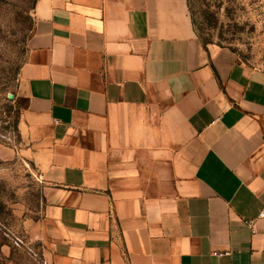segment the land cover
I'll list each match as a JSON object with an SVG mask.
<instances>
[{"label": "crops", "instance_id": "crops-1", "mask_svg": "<svg viewBox=\"0 0 264 264\" xmlns=\"http://www.w3.org/2000/svg\"><path fill=\"white\" fill-rule=\"evenodd\" d=\"M33 11L13 93L20 151L43 187L25 255L264 264V70L204 46L187 0ZM0 250V264H18Z\"/></svg>", "mask_w": 264, "mask_h": 264}, {"label": "rangeland", "instance_id": "rangeland-1", "mask_svg": "<svg viewBox=\"0 0 264 264\" xmlns=\"http://www.w3.org/2000/svg\"><path fill=\"white\" fill-rule=\"evenodd\" d=\"M189 1L201 42L228 48L240 64L264 70V0ZM35 3L0 0V247L12 249L18 264H40L23 249L27 248V225L40 215L43 187L21 154L19 109L8 98L14 93L33 34Z\"/></svg>", "mask_w": 264, "mask_h": 264}, {"label": "trees", "instance_id": "trees-1", "mask_svg": "<svg viewBox=\"0 0 264 264\" xmlns=\"http://www.w3.org/2000/svg\"><path fill=\"white\" fill-rule=\"evenodd\" d=\"M187 1H188V7H189L190 14H191L192 22H193V25H194V29H195V31H196V34H197L198 38L200 39V36H199L198 30H197L196 25H195V22H194L193 15H192V13H191L190 1H189V0H187ZM202 43H203V42H202ZM203 44H204V46H206L205 43H203Z\"/></svg>", "mask_w": 264, "mask_h": 264}, {"label": "built area", "instance_id": "built-area-1", "mask_svg": "<svg viewBox=\"0 0 264 264\" xmlns=\"http://www.w3.org/2000/svg\"><path fill=\"white\" fill-rule=\"evenodd\" d=\"M259 218H264V211H262L260 214H259ZM245 223L252 227L253 228V220H246ZM253 233H255L254 231H252Z\"/></svg>", "mask_w": 264, "mask_h": 264}, {"label": "water", "instance_id": "water-1", "mask_svg": "<svg viewBox=\"0 0 264 264\" xmlns=\"http://www.w3.org/2000/svg\"><path fill=\"white\" fill-rule=\"evenodd\" d=\"M9 99H13V95L11 93L8 94Z\"/></svg>", "mask_w": 264, "mask_h": 264}]
</instances>
